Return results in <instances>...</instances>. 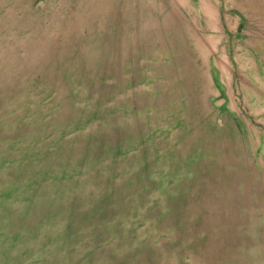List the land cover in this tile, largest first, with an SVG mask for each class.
Listing matches in <instances>:
<instances>
[{
    "label": "rangeland",
    "instance_id": "obj_1",
    "mask_svg": "<svg viewBox=\"0 0 264 264\" xmlns=\"http://www.w3.org/2000/svg\"><path fill=\"white\" fill-rule=\"evenodd\" d=\"M21 18L54 55L20 44L0 67V264H264L250 4L0 0L3 25ZM65 39L118 43L113 75Z\"/></svg>",
    "mask_w": 264,
    "mask_h": 264
},
{
    "label": "bare ground",
    "instance_id": "obj_2",
    "mask_svg": "<svg viewBox=\"0 0 264 264\" xmlns=\"http://www.w3.org/2000/svg\"><path fill=\"white\" fill-rule=\"evenodd\" d=\"M240 1L243 4H245V3L250 4L252 11L256 14H259L262 17V19L264 20V0H240ZM204 11H207V7H204ZM25 19L26 18H23V19L21 18L17 24H15L14 22L8 23L6 21V23L4 22V25H3V22L2 21L0 22L1 23L0 28H2V26L5 28V32H2L1 35L6 34L7 37L10 36L13 38L11 40L12 43L11 44L9 43L10 45L8 44L9 47L7 46L8 47L7 51L5 49L6 47L4 48L3 45L1 44L2 41H0V67L9 62V60H8L9 58L7 57L8 54L17 53V51L19 50L20 44L22 45L23 50L26 52V55L23 58L24 62L26 59L31 58L33 55H36V54H41L43 61L45 60V58L52 57L54 55V54H52L53 51H51L47 47V44L44 45L43 39H42V37L48 36L49 34L47 32H43V33L41 31L39 32L38 28L29 34V31L32 29V25L29 21L30 18H27L26 19L27 21L22 22V20H25ZM206 19H207L206 15H205V17L202 16V18H201L202 21H206ZM202 25H205V24H202ZM205 27L206 26H204L203 28H205ZM5 41H6V38H5ZM64 43L71 44V46L73 45V42L71 40H68V39H65ZM4 44H5V42H4ZM104 45L108 46V43L107 42L90 41L89 43L85 44V43L78 42L75 44L74 48L72 46V48L69 50V53L66 55H70V54L73 55L76 52H79V49L81 47V51L85 54L86 57L80 58L79 55L76 53L77 57H75L74 59L79 61L80 63H82L83 65H81V66L85 70H87V68H91L92 66H98V67L104 66V72L107 75H110V74L113 75V73H112L113 69H109V68L107 69L105 62L108 60L109 52L115 51V49L120 50L121 48H119L118 43H113L112 49H110V50L108 49V51H106L105 49L102 48V46H104ZM61 48H62V46L60 45L59 47L56 48V51L58 49H61ZM38 52H40V53H38ZM155 52H156V50H155ZM257 53L260 54L261 58L263 59V63H264V47L261 49L258 48ZM125 59H126V57L122 58L121 60H119L117 58H110V61L116 63V65H117L118 61L124 62ZM28 68L26 70H24L22 68L21 70L23 72H21V73L26 74L28 71ZM83 75H87V74L83 73ZM262 90H263L262 95L264 97V88H262ZM256 96H258V95H256ZM258 97H261V96H258Z\"/></svg>",
    "mask_w": 264,
    "mask_h": 264
}]
</instances>
